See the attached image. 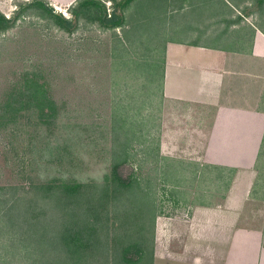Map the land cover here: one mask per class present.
<instances>
[{
    "label": "rangeland",
    "instance_id": "rangeland-1",
    "mask_svg": "<svg viewBox=\"0 0 264 264\" xmlns=\"http://www.w3.org/2000/svg\"><path fill=\"white\" fill-rule=\"evenodd\" d=\"M78 1L69 7L79 11L75 19L68 7L46 2L74 22L66 32L28 5L31 0H0L4 17L19 13L0 32V102L27 76L43 83L53 107L47 123L34 107L21 111L16 121L0 119V186L29 196L27 187L41 182L83 184V193H93L96 207L104 210L111 231L123 234L128 264H149L155 194L187 182L206 186L205 177L228 174L157 152L160 41L177 35L170 26L178 16L192 13L170 12L171 0H132L122 10L115 3L120 0H97L105 17H123L120 26L104 28L82 15ZM114 150L122 160L114 175L129 185L114 187L104 181L105 175L111 177ZM261 165L264 170V159ZM102 190L106 194L100 196ZM138 238L141 255L135 251ZM7 244L2 231L0 264H24L17 253H5ZM109 263L115 264L114 259Z\"/></svg>",
    "mask_w": 264,
    "mask_h": 264
},
{
    "label": "crops",
    "instance_id": "crops-1",
    "mask_svg": "<svg viewBox=\"0 0 264 264\" xmlns=\"http://www.w3.org/2000/svg\"><path fill=\"white\" fill-rule=\"evenodd\" d=\"M168 8L192 14L160 41L157 152L228 174L155 194L149 264H264V0Z\"/></svg>",
    "mask_w": 264,
    "mask_h": 264
},
{
    "label": "trees",
    "instance_id": "trees-1",
    "mask_svg": "<svg viewBox=\"0 0 264 264\" xmlns=\"http://www.w3.org/2000/svg\"><path fill=\"white\" fill-rule=\"evenodd\" d=\"M131 1L115 3L122 10ZM28 5L35 6L42 15L66 32L74 27V22L53 12L44 0H31ZM77 5L82 15L91 17L101 27L114 28L123 23L121 15L112 13L105 17L102 5L97 0H79ZM67 10L73 19L79 14L73 8L68 7ZM18 15L9 18L0 13V32L9 28ZM44 92L43 83L37 82L34 77L24 76L20 86L12 87L0 102V119L4 122L16 121L21 111L34 107L40 121L47 123L53 117V107ZM116 153L115 150L111 152L117 160H111L108 173L111 177L105 175L104 181L114 187H123L129 182L122 183L114 175L115 166L122 161ZM83 188L84 185L76 181L51 180L29 185L25 190L29 196H24L16 195L11 187L0 186V233L4 231L8 235L5 253H17L24 264H110L112 259L115 264H128L129 260L123 255V234L111 231L106 224L104 210L95 205L93 193L85 195ZM105 194L103 191L100 196ZM135 244V251L138 252L143 246L142 240L138 238ZM138 253L141 255L140 251ZM139 259L136 261L139 262Z\"/></svg>",
    "mask_w": 264,
    "mask_h": 264
}]
</instances>
